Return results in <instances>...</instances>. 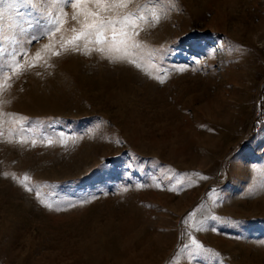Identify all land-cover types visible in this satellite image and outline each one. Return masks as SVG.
I'll return each mask as SVG.
<instances>
[{
	"label": "rangeland",
	"instance_id": "374dc122",
	"mask_svg": "<svg viewBox=\"0 0 264 264\" xmlns=\"http://www.w3.org/2000/svg\"><path fill=\"white\" fill-rule=\"evenodd\" d=\"M175 3L112 61L0 0V264H264V0Z\"/></svg>",
	"mask_w": 264,
	"mask_h": 264
},
{
	"label": "snow or ice",
	"instance_id": "6c2138e0",
	"mask_svg": "<svg viewBox=\"0 0 264 264\" xmlns=\"http://www.w3.org/2000/svg\"><path fill=\"white\" fill-rule=\"evenodd\" d=\"M25 2L29 7L37 8L43 7L44 4H49V7L44 9L42 15L47 18L48 24L51 25L48 29V34L52 36L56 32L62 31L67 17V13L63 9L70 6L73 9L72 19L78 21L80 28H71L70 31L73 35L67 39L62 36L61 47L65 51L69 50V48L80 51L78 42L84 40L86 41L84 46L86 54H91L93 49L89 48V44L94 43L96 45L94 50L102 55H107V58L112 61L125 60L129 55H134L137 49H142L143 44L137 42L136 39L139 31L143 30L142 22L147 24L149 19H151L152 26H155L162 18V15L154 7H149L150 5L159 4L160 0H144L142 4L136 3V0H39V2L38 0H25ZM169 2L172 8L177 6L175 0H169ZM133 4H135V7L130 9L129 6ZM2 39L0 37V40ZM17 43H19L18 40ZM43 48L51 50L53 45L46 44ZM53 54L59 55L60 53L56 51ZM17 55L18 50L0 59V76H3L6 70L19 75L25 69V64L17 61ZM23 55L27 56V53L25 52ZM41 59V52L37 51L31 62L26 61V64L28 67H33ZM129 62L135 63V60L133 59ZM179 70L183 71V68ZM161 82H163L162 79ZM8 115L15 118L17 114ZM20 142L23 143L25 141L22 139ZM51 143L49 141V144ZM33 144H35V141H33ZM13 179H16V177L13 176ZM29 179L30 177L25 174L19 183L24 185L29 191H32L26 184ZM48 206L51 207V205ZM185 222L187 223V221ZM192 244L195 245L194 253L211 251L203 248L195 240L192 241Z\"/></svg>",
	"mask_w": 264,
	"mask_h": 264
}]
</instances>
